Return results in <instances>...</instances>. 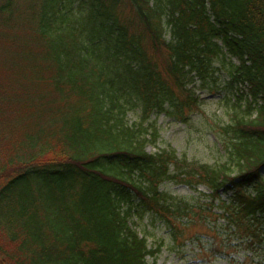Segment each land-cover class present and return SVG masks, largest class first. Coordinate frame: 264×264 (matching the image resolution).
I'll use <instances>...</instances> for the list:
<instances>
[{
    "label": "trees",
    "instance_id": "16d2710c",
    "mask_svg": "<svg viewBox=\"0 0 264 264\" xmlns=\"http://www.w3.org/2000/svg\"><path fill=\"white\" fill-rule=\"evenodd\" d=\"M16 1L0 0V30L27 37L15 60L32 75L15 95L0 83V264H148L160 248L134 218L154 215L182 244L193 210L160 190L167 181L206 186L200 224L212 218L216 234L223 218L227 246L264 264V0H25L24 11ZM214 61L240 109L218 127L225 162L148 153L157 132L144 122L200 112L196 82L218 78ZM135 108L141 120L128 125Z\"/></svg>",
    "mask_w": 264,
    "mask_h": 264
},
{
    "label": "rangeland",
    "instance_id": "374dc122",
    "mask_svg": "<svg viewBox=\"0 0 264 264\" xmlns=\"http://www.w3.org/2000/svg\"><path fill=\"white\" fill-rule=\"evenodd\" d=\"M17 1L19 5L16 10L19 11V8H21L24 11L25 0ZM27 1L29 3V0ZM15 23L17 22L15 21ZM5 32L0 30V34H2L0 36V83L4 85L9 83L11 86L10 93L13 91L15 95V92L20 93L18 88L25 86L22 85L23 81L21 78H29L32 75L30 71L27 72L26 69L22 68L21 62L15 60H20L19 51L28 39L22 35L19 28H15L9 33L7 32V34ZM10 50L14 52L13 55ZM3 55L5 58L9 57V63L15 64L14 72L5 73V62L1 59ZM15 55L16 57L13 58ZM21 55L25 59L30 58L24 52H21ZM22 62L24 63L25 61ZM232 62H235V60L232 59ZM37 64L42 66L41 60ZM220 67L218 61L213 62L212 68L217 71L214 77H218L215 81L211 76L207 77L203 82L204 87H200L201 82H196V92L201 99L200 112L190 115V119L187 122L178 121L164 113L151 114L149 119L144 122V126L153 125L157 132V139L154 142L149 141L145 146L148 153L172 149L178 158H185L187 163L195 165H221V163L225 162L220 141L222 134L218 127L230 123L232 116L236 112L240 114V109L234 106L232 90L227 85L229 77ZM29 69L32 70V67ZM8 76L14 77L5 80ZM41 81L34 83L31 93L42 92L39 88L35 90V85L37 84L38 86ZM43 90L46 95H51V90L48 87H43ZM7 95L8 92L3 91L2 88L0 97ZM26 96L21 93L19 97L8 96V98L16 105V103H20L22 99H25ZM2 110L5 111L4 108ZM125 120L128 125L138 124L141 120L139 109L135 108L129 111ZM41 125H45L44 122ZM4 154H6V151L0 150V158ZM231 175H235V171H231ZM160 190L169 195L184 198V202L193 210L185 213L184 219H181L182 223L185 220L189 221V224L180 226L182 244L172 241L169 230L158 219H155L154 215L146 213L141 219L134 218V221H136L135 227L140 232V235L142 234L146 237L148 248H160L154 258H147L148 264H256L259 261L260 256L258 254L260 253L257 250H255L254 259L251 260L249 258L252 256L251 252L240 248L232 251L233 248L227 246L232 236L229 234L230 231L227 229L226 221L223 218H217L219 233L216 234L208 230L212 225V218L207 219L206 226L200 224L198 216L194 212L196 213V205H204L211 201V191L206 186L194 184L188 186L180 182L167 181L160 185ZM228 196L229 194L220 191L221 200L227 201ZM217 203L218 201L215 200L214 205ZM214 211H217V213L221 212V210H216V208H214ZM213 240L216 248L211 246ZM231 243H234V241ZM214 248L218 253L214 252Z\"/></svg>",
    "mask_w": 264,
    "mask_h": 264
}]
</instances>
